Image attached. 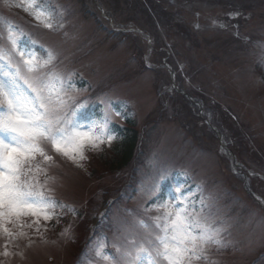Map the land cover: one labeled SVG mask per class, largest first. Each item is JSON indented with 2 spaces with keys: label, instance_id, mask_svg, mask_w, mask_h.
Here are the masks:
<instances>
[{
  "label": "rangeland",
  "instance_id": "rangeland-1",
  "mask_svg": "<svg viewBox=\"0 0 264 264\" xmlns=\"http://www.w3.org/2000/svg\"><path fill=\"white\" fill-rule=\"evenodd\" d=\"M139 3L147 11L138 13L136 5L122 0H45L48 5L32 0L50 12L48 28L30 14L34 7L25 10L27 0H0V49L11 48L9 29L29 32L37 45L55 53L46 71L70 79L78 102L97 96L103 120L124 125L123 119H131L145 137L140 182L128 201L122 195L133 165L111 163L124 135L112 132L110 145L105 141L86 150L87 159L79 164L46 146L54 162L41 163L46 174H38V180L65 207L48 220L29 215L8 223L11 235L0 230V264H75L81 256L85 264H109L96 255L98 240L91 249L87 245L90 255L84 254L93 225L103 227L111 218L110 242L104 244L115 251L113 244L123 250L133 239L139 243L155 229L135 221L152 225L150 217L161 214L144 209L152 207L147 200L156 177L172 167L187 169L202 185L194 201L205 198L222 229V244L209 245L207 260L195 264H248L264 252V214L245 194L252 178L260 192L255 201L264 198V0ZM121 4L124 9L112 15L110 8ZM29 50L35 52L34 46ZM12 62L19 57L13 55ZM12 70L0 58V77ZM76 79L83 85L78 87ZM123 101L126 113L116 106ZM168 195L174 201L176 191Z\"/></svg>",
  "mask_w": 264,
  "mask_h": 264
},
{
  "label": "snow or ice",
  "instance_id": "snow-or-ice-1",
  "mask_svg": "<svg viewBox=\"0 0 264 264\" xmlns=\"http://www.w3.org/2000/svg\"><path fill=\"white\" fill-rule=\"evenodd\" d=\"M28 7H34V13H30L34 19L52 27L48 10L36 8L32 0H27L26 11ZM18 36L17 30H10V50L0 49V58L13 69L0 77V230L9 235L8 223L15 224L29 215L51 219L59 204L38 180V174H46L41 163L54 162L46 146L79 164L87 159L86 150L98 149L105 141L110 145L115 139L107 117L103 122L87 124L78 118L84 104L72 94L77 90L70 79L46 71L55 61V53L45 49L46 58L38 60L34 51L18 45ZM13 55L19 57L16 64ZM153 210L161 214L150 217L152 225L143 219L135 224L155 231H146L139 243L131 240L130 248L122 250L113 244L116 254L106 253L101 241L96 255L109 264H195L207 260L209 245L222 244V229L203 197L197 204L182 189H176L174 201L159 200L144 212Z\"/></svg>",
  "mask_w": 264,
  "mask_h": 264
},
{
  "label": "trees",
  "instance_id": "trees-1",
  "mask_svg": "<svg viewBox=\"0 0 264 264\" xmlns=\"http://www.w3.org/2000/svg\"><path fill=\"white\" fill-rule=\"evenodd\" d=\"M126 3H132L134 5H137L139 7V10H144L139 4H137L136 0H122ZM129 7V6H128ZM119 8H123L124 6L121 4L117 5L115 8H113L115 13H118L116 10ZM156 8V7H155ZM125 135V143L121 147L118 148V157L115 162L111 161L112 164H114L117 167H124L130 164L132 159H134L135 156V148L137 145V133L134 129V123L130 122V124L127 126V129L124 133Z\"/></svg>",
  "mask_w": 264,
  "mask_h": 264
}]
</instances>
